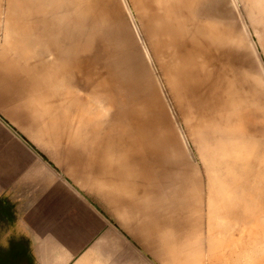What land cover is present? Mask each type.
<instances>
[{"label": "bare ground", "instance_id": "6f19581e", "mask_svg": "<svg viewBox=\"0 0 264 264\" xmlns=\"http://www.w3.org/2000/svg\"><path fill=\"white\" fill-rule=\"evenodd\" d=\"M246 20L264 58V0H0V53L123 172L114 200L145 193L164 264L193 247L195 264H264V70Z\"/></svg>", "mask_w": 264, "mask_h": 264}, {"label": "crops", "instance_id": "0c3cea01", "mask_svg": "<svg viewBox=\"0 0 264 264\" xmlns=\"http://www.w3.org/2000/svg\"><path fill=\"white\" fill-rule=\"evenodd\" d=\"M17 81L0 71V264H155L147 235L156 233L115 205L107 158L43 147Z\"/></svg>", "mask_w": 264, "mask_h": 264}, {"label": "rangeland", "instance_id": "374dc122", "mask_svg": "<svg viewBox=\"0 0 264 264\" xmlns=\"http://www.w3.org/2000/svg\"><path fill=\"white\" fill-rule=\"evenodd\" d=\"M236 18L237 20H241V15L239 14V12L237 13L236 11ZM244 15V14H243ZM245 19H248L245 15L243 16ZM240 23H242L241 21H239ZM247 22V20H246ZM245 26V25H244ZM247 26V27H246ZM245 27L242 26V28H244L246 36L248 41L250 42L251 46H252V53L255 49V51L258 52V57L260 60V64L264 70V58L262 57V49L259 47V49L257 48V43L255 42L253 35H252V26L250 25L249 22H247V25ZM2 37H3V32L0 29V52L2 50ZM256 47V48H255ZM0 57H1V63H0V71H3L4 73H12L14 76L18 77V81H17V92L19 95V106H20V110L22 108H28L26 110L25 113H28L29 117V132H33L35 138L37 141L41 140V142H43L41 145L45 148H49L50 151L52 152H57V151H76V152H83L82 151V147H81V142L80 140H78L77 136L74 135V133L66 126H64L63 124V119H62V111L60 109H58V111L51 107L52 105H48V104H41V101L38 99V96H42L40 95V93L38 92H34L31 90V88L28 86V84H26L24 82V80L22 79V75H19L17 72V64L12 60L9 59L5 56L2 55V53H0ZM149 62V61H148ZM150 70H151V65H150ZM153 72V70H152ZM153 75V74H152ZM154 75L156 76L154 78V82L158 85V91L161 95L162 100L164 101V104L166 105V107H168V109L172 108V106L168 103V96H167V92L165 90L164 87L161 86V84L159 83V78L156 74V71L154 69ZM79 91V89H78ZM82 91V89H81ZM124 93L126 94V99L127 96L130 97L129 92L127 90L124 91ZM45 97V96H44ZM25 104H28L29 106H24ZM22 106V107H21ZM52 111L55 113V115H58V120L59 122H57L55 119L53 120V124L51 123V117L49 118V114H52ZM21 114V113H20ZM171 114L173 115V113L171 112ZM170 114V116H171ZM33 124L31 127L30 125ZM66 134H65V133ZM178 135L180 136V138L182 140H186L185 138L181 137L182 133L179 131ZM49 139V143H47V140ZM58 139V140H56ZM184 143V145H188L187 143ZM194 150V154L198 157L197 152L195 150V148H193ZM192 156V155H191ZM191 156H189V154L187 155V159L186 162H194L193 157L191 158ZM199 159V158H198ZM103 161L99 160V162ZM193 164V163H192ZM197 166V165H196ZM198 168V166H197ZM119 175V174H118ZM116 175V176H118ZM120 178L124 177L123 172L120 174V176H118ZM138 187V186H137ZM133 192V191H132ZM139 188H136V191L134 192V204L133 207L130 209V207L128 206L127 202L124 200H115V205L119 206L120 204H122L123 206L127 205L131 211V213H138L140 215H143L141 219L142 222L144 223V226L146 224V221L148 219H150L151 221L154 219L152 217V215L150 214H146L147 210L144 209L140 204L143 203V201L145 203H147V199H145V193H143V199L141 198V194L139 195ZM148 232V231H147ZM153 233H155V229L153 228L152 231ZM150 232H148L149 234ZM203 237H206V235H202ZM158 234L156 232V235H147V253H148V259L152 258L154 260H156L155 264H164L163 263V259L162 257L164 256V254L168 253L169 251V246L167 244H164V241L160 240V238H158ZM189 241V240H188ZM205 247L206 245V241L204 243H202ZM189 257L192 260V264H195L197 259H201V260H206L207 261V257H206V253L200 251L198 248H192L189 251ZM195 257V258H194ZM193 258V259H192ZM212 261H214L213 263H219V260L217 257L213 258ZM148 264L149 261H148Z\"/></svg>", "mask_w": 264, "mask_h": 264}]
</instances>
